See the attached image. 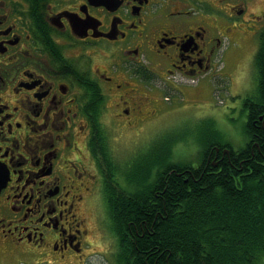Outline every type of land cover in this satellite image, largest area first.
<instances>
[{
    "label": "flooded vegetation",
    "instance_id": "af4514ba",
    "mask_svg": "<svg viewBox=\"0 0 264 264\" xmlns=\"http://www.w3.org/2000/svg\"><path fill=\"white\" fill-rule=\"evenodd\" d=\"M219 75L258 145L264 0H0L4 251L42 264H85L101 245L111 252L106 149L124 167L115 155L124 136L154 121L173 93L198 105L201 80Z\"/></svg>",
    "mask_w": 264,
    "mask_h": 264
},
{
    "label": "trees",
    "instance_id": "16d2710c",
    "mask_svg": "<svg viewBox=\"0 0 264 264\" xmlns=\"http://www.w3.org/2000/svg\"><path fill=\"white\" fill-rule=\"evenodd\" d=\"M195 128L143 143L124 167L106 149L105 223L115 264L264 263V127L254 128V145L245 125L238 150L213 118ZM190 136L199 152L183 157L177 145ZM225 148L230 156L221 159Z\"/></svg>",
    "mask_w": 264,
    "mask_h": 264
},
{
    "label": "rangeland",
    "instance_id": "374dc122",
    "mask_svg": "<svg viewBox=\"0 0 264 264\" xmlns=\"http://www.w3.org/2000/svg\"><path fill=\"white\" fill-rule=\"evenodd\" d=\"M236 49V45L230 44L227 41L223 51L228 56H232ZM249 54L250 50L243 51V57L239 63L240 65L248 63ZM247 67H250V63ZM233 77L239 79L241 86H243L244 82H251V78H247L243 75L241 78L239 75H234ZM231 82L228 76L224 77L223 75L203 78L200 84L201 92L204 94L203 100L195 106H183L181 96L176 93L171 94V100L164 103L160 113L154 121H150L141 126L138 129V133L132 134L130 138L124 136L125 138L123 137L121 139V143L115 146V155L119 158H126L133 150L143 143L148 141L151 142L152 139L160 135L162 136L167 132L177 133L180 136L187 135V132L196 130L195 126L198 124L199 120L209 117L216 121L219 129L225 133L226 139L233 145L234 149H240L245 143L244 123H246V114L241 112L238 108L234 109L235 107H239L240 104L235 106L232 96L233 91L228 87ZM177 150L183 157L196 156L199 152L198 144L192 136L187 138L186 143H179L177 145ZM92 230L94 231V236H98L96 230ZM90 249L92 254L89 255L85 264H115V256L107 254L109 252H107L102 245ZM0 264L42 263H36L28 258L20 257L14 252L4 251L0 243Z\"/></svg>",
    "mask_w": 264,
    "mask_h": 264
},
{
    "label": "bare ground",
    "instance_id": "6f19581e",
    "mask_svg": "<svg viewBox=\"0 0 264 264\" xmlns=\"http://www.w3.org/2000/svg\"><path fill=\"white\" fill-rule=\"evenodd\" d=\"M258 67V66H257ZM257 86V85H256ZM242 101V100H241ZM255 118V117H254ZM245 124V123H244ZM209 131V130H208ZM206 132V131H205ZM216 139V138H215ZM232 145V144H231ZM219 146V145H218ZM243 147V146H242ZM229 148H230V146H229ZM236 148V147H235ZM224 176V175H223ZM260 226V225H259ZM244 251V250H243ZM242 253V252H241ZM227 257V256H226Z\"/></svg>",
    "mask_w": 264,
    "mask_h": 264
},
{
    "label": "water",
    "instance_id": "95a60500",
    "mask_svg": "<svg viewBox=\"0 0 264 264\" xmlns=\"http://www.w3.org/2000/svg\"><path fill=\"white\" fill-rule=\"evenodd\" d=\"M225 151H229V150L227 149V150H225Z\"/></svg>",
    "mask_w": 264,
    "mask_h": 264
}]
</instances>
